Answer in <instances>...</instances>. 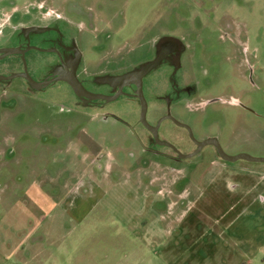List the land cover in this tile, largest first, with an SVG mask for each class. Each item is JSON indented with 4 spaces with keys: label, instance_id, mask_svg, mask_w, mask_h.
Returning a JSON list of instances; mask_svg holds the SVG:
<instances>
[{
    "label": "rangeland",
    "instance_id": "rangeland-1",
    "mask_svg": "<svg viewBox=\"0 0 264 264\" xmlns=\"http://www.w3.org/2000/svg\"><path fill=\"white\" fill-rule=\"evenodd\" d=\"M118 5L127 32L177 35L195 56L189 67L204 81L174 109L195 136L264 157V0ZM212 97L220 100L205 108ZM6 98L17 105L0 106V264H264V162L227 161L208 145L198 163L163 167L132 126L105 112L91 123L61 95ZM137 111L122 116L133 123ZM165 124L183 143L186 130Z\"/></svg>",
    "mask_w": 264,
    "mask_h": 264
},
{
    "label": "flooded vegetation",
    "instance_id": "flooded-vegetation-1",
    "mask_svg": "<svg viewBox=\"0 0 264 264\" xmlns=\"http://www.w3.org/2000/svg\"><path fill=\"white\" fill-rule=\"evenodd\" d=\"M121 2L87 0L83 5L79 0H67L60 10L58 0L52 5L49 0H0V106L5 102L10 107L17 105L16 98H6L13 93L32 98L49 92L83 107L78 110L87 111L91 123L99 122L97 116L105 112L113 123L132 126L137 143L145 139L144 151L159 156L163 167L198 163L208 145L222 158L214 144L200 146L197 142L219 140L218 136L197 138L193 130L177 123L189 125L174 113L177 105L198 96L204 81L202 74L189 67L195 56L188 55V46L177 35L140 36L137 29L127 32ZM146 38L150 46L144 51L136 49ZM246 52L248 46L244 45L242 53L248 58ZM148 63L150 68L143 72ZM246 64L252 79L253 67L248 60ZM72 82H78L80 88ZM218 100L208 99L205 108ZM144 103L149 125L142 120ZM238 105L246 108L241 101ZM123 108L137 111L133 123L122 116ZM154 109L161 111L156 121ZM168 121L186 130V136H180L183 143L164 135L171 133L165 124ZM180 143L194 147L187 151ZM129 156L135 159L136 154L131 151ZM95 160L99 168L103 166Z\"/></svg>",
    "mask_w": 264,
    "mask_h": 264
},
{
    "label": "water",
    "instance_id": "water-1",
    "mask_svg": "<svg viewBox=\"0 0 264 264\" xmlns=\"http://www.w3.org/2000/svg\"><path fill=\"white\" fill-rule=\"evenodd\" d=\"M150 68V63H148V65H145L142 69V71H147L148 69ZM72 85L75 87V88H80V85L77 83H74L72 82ZM142 120L145 124L149 125L146 121V104L144 103L143 105V111H142ZM178 124L180 125H184L186 126L191 132H192V129L189 125L187 124H184V123H181L179 121H177ZM199 143L200 146L202 145H206V144H214L216 147H217V150H218V153L219 155L224 159V160H227V161H237L239 159H246V160H249V161H261V162H264V157H258V156H253V155H250L248 153H238L236 155H231L229 153H227L221 143L219 142V140H217L216 138H207L205 139L204 141H197ZM195 154V153H194ZM194 154H189L190 155H194Z\"/></svg>",
    "mask_w": 264,
    "mask_h": 264
},
{
    "label": "crops",
    "instance_id": "crops-1",
    "mask_svg": "<svg viewBox=\"0 0 264 264\" xmlns=\"http://www.w3.org/2000/svg\"><path fill=\"white\" fill-rule=\"evenodd\" d=\"M81 209L79 206H78V209H77V213H80L81 212ZM86 212V211H85ZM87 212H88V209H87Z\"/></svg>",
    "mask_w": 264,
    "mask_h": 264
}]
</instances>
